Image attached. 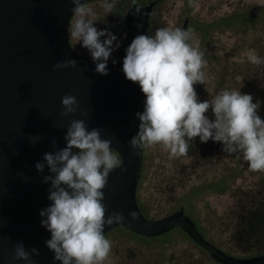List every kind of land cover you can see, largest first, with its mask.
<instances>
[{
    "label": "water",
    "instance_id": "water-1",
    "mask_svg": "<svg viewBox=\"0 0 264 264\" xmlns=\"http://www.w3.org/2000/svg\"><path fill=\"white\" fill-rule=\"evenodd\" d=\"M154 3L133 4L127 9L126 28L133 20L140 24L136 36L147 35ZM73 7L71 0H0V264H26L12 258L18 241H23L26 250H39L38 256L31 257L35 264H60L45 244L51 234L41 225L44 217L39 215L52 203L48 199L50 182H42L51 173L47 166L38 173L35 164L43 162L46 152L55 151L53 141L56 149L65 146L72 119H84L89 129H101V138L109 139L121 158V167L109 174L103 202L108 213L119 211L125 219L105 225V233L121 226L156 237L179 228L217 263L264 264V251L233 255L206 239L182 206L159 218L142 213L136 200L142 148L132 149L129 141L139 130L135 114L144 110L146 98L138 83L125 78V55L111 56L108 74L102 75L95 71L90 55L72 49L68 28ZM188 21L184 18L181 28L186 29ZM68 59H75L77 65L53 68ZM65 94L75 96L79 103L78 111L66 117L60 115ZM81 110L88 115L81 116ZM34 137L38 139L33 144ZM131 211L137 213L134 221L128 215Z\"/></svg>",
    "mask_w": 264,
    "mask_h": 264
},
{
    "label": "clouds",
    "instance_id": "clouds-1",
    "mask_svg": "<svg viewBox=\"0 0 264 264\" xmlns=\"http://www.w3.org/2000/svg\"><path fill=\"white\" fill-rule=\"evenodd\" d=\"M74 20L69 33L75 42L86 48L95 62V71L108 74V61L117 37L107 29H98V15L81 0H71ZM116 0H104L105 13H111ZM103 38V39H102ZM117 41V43H113ZM122 71L125 78L138 83L145 96L144 110L137 112L139 130L130 139L132 149L161 145L172 158L187 156L191 142L199 137L203 143L212 140L223 145L222 151L242 153L252 172H264V119L258 115L260 101L239 89H224L211 100L200 101L194 85L204 84L206 67L204 53L190 29L157 28L153 35L135 36L125 50ZM248 60L257 66L264 58L253 53ZM115 63V60H113ZM77 61L57 62L54 69L75 67ZM61 116L74 115L79 109L77 98L65 94L61 98ZM211 109L214 119L206 113ZM81 116L88 112L81 110ZM38 137L31 141L35 143ZM65 146L46 152L43 162H37L38 173L47 166L51 175L48 199L52 202L40 210V221L51 234L45 241L60 264H104L112 251V241L104 235L105 225L122 223L119 211L108 213L104 189L109 174L121 167L118 152L109 139L101 138V129H89L84 119H72L64 136ZM76 149L78 151H73ZM125 170V169H122ZM131 220L137 213H128ZM39 250L25 249L23 241L13 248V259L35 264L32 256Z\"/></svg>",
    "mask_w": 264,
    "mask_h": 264
},
{
    "label": "rangeland",
    "instance_id": "rangeland-1",
    "mask_svg": "<svg viewBox=\"0 0 264 264\" xmlns=\"http://www.w3.org/2000/svg\"><path fill=\"white\" fill-rule=\"evenodd\" d=\"M132 1L116 0L113 11L107 14L104 0L85 3L98 15L95 26L115 35L114 28ZM249 10H255L258 18L261 12L262 20L255 25L243 22V27L223 28L214 21ZM185 17L189 19L186 29L194 32L206 61V81L194 85L198 99L211 100L224 89H239L251 94L254 103L260 101L258 115L264 119V65L248 60L253 53L264 58V0H161L153 13L152 35L157 28L181 27ZM117 41L119 47L113 51L126 53L131 41ZM69 43L76 53H89L70 33ZM206 115L214 119L211 109ZM222 148L220 142L203 143L199 137L191 142L188 155L179 158H172L161 145L142 148L137 204L148 218H159L182 206L202 235L226 252L259 254L264 251V172L250 171L242 153H227ZM104 235L112 241L104 264L124 260L137 264H220L182 232L148 238L119 226Z\"/></svg>",
    "mask_w": 264,
    "mask_h": 264
},
{
    "label": "flooded vegetation",
    "instance_id": "flooded-vegetation-1",
    "mask_svg": "<svg viewBox=\"0 0 264 264\" xmlns=\"http://www.w3.org/2000/svg\"><path fill=\"white\" fill-rule=\"evenodd\" d=\"M150 1H155V3L153 4L152 6V9H151V13H150V16H149V20H148V26H147V35H152L153 31H154V28L152 26V17H153V13L157 7V5L159 4V2L161 0H133L132 3H131V6L133 4H138V5H142V6H145L147 5ZM127 11V10H126ZM125 11V13H126ZM125 13L124 15L121 17V21L116 25V27L114 28V31H115V36L117 38H126V39H129L130 41H132V39L136 36V34L139 33L140 31V24L138 21L136 20H133L131 23H130V27L129 28H126V23L124 21V16H125ZM186 18V17H185ZM78 54V53H77ZM126 53H122V52H118V51H113L112 52V56H116V55H125ZM79 55H90V53H81ZM263 106H264V102H262ZM262 107V106H261ZM264 109V108H263ZM138 185V184H137ZM137 189V188H136ZM185 211V210H184ZM143 213V212H142ZM186 213V212H185ZM187 214V213H186ZM119 227V226H118ZM121 227V226H120ZM125 229V228H124ZM126 231H129L131 232L130 230H127L125 229ZM133 233V232H132ZM202 234V233H201ZM138 235V234H137ZM141 236V235H139ZM162 236V235H160ZM142 237H146V236H142ZM156 237H159V236H156ZM148 238H151V237H148ZM132 261V262H131ZM131 261H126L124 260L122 263H115V262H112L111 264H137L136 261L134 260H131Z\"/></svg>",
    "mask_w": 264,
    "mask_h": 264
},
{
    "label": "trees",
    "instance_id": "trees-1",
    "mask_svg": "<svg viewBox=\"0 0 264 264\" xmlns=\"http://www.w3.org/2000/svg\"><path fill=\"white\" fill-rule=\"evenodd\" d=\"M255 10H249V11H245V12L244 11L243 12H234V13H231V14H227V15L221 16V17L217 18L214 21H219V23L216 24L218 28H220V27H222V28L223 27H232V26L243 27L245 25H248L246 22H248L250 25L251 24L255 25V24H257L258 21L262 20L261 12H260V16L258 18ZM213 22H211L210 24H212ZM243 22L246 23V24L244 25ZM186 207H188V206L186 205ZM140 210H141V208H140ZM177 231L185 233L179 228H173L170 231H168L167 233H165V234H163L162 236H159V237H165L168 234H170L171 232H177ZM153 238H156V237H153Z\"/></svg>",
    "mask_w": 264,
    "mask_h": 264
}]
</instances>
